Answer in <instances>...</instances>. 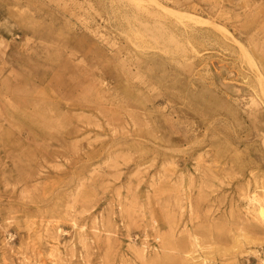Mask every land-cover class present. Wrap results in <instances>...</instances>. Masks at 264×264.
Listing matches in <instances>:
<instances>
[{
    "label": "rangeland",
    "instance_id": "obj_1",
    "mask_svg": "<svg viewBox=\"0 0 264 264\" xmlns=\"http://www.w3.org/2000/svg\"><path fill=\"white\" fill-rule=\"evenodd\" d=\"M259 203L264 0H0V264H264Z\"/></svg>",
    "mask_w": 264,
    "mask_h": 264
},
{
    "label": "bare ground",
    "instance_id": "obj_2",
    "mask_svg": "<svg viewBox=\"0 0 264 264\" xmlns=\"http://www.w3.org/2000/svg\"><path fill=\"white\" fill-rule=\"evenodd\" d=\"M261 116L262 115H258L257 118H260ZM258 210H259V213L261 214V216L264 218V205L260 204Z\"/></svg>",
    "mask_w": 264,
    "mask_h": 264
}]
</instances>
